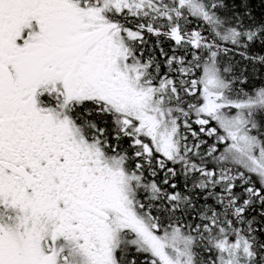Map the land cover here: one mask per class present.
<instances>
[{
    "label": "snow or ice",
    "instance_id": "6c2138e0",
    "mask_svg": "<svg viewBox=\"0 0 264 264\" xmlns=\"http://www.w3.org/2000/svg\"><path fill=\"white\" fill-rule=\"evenodd\" d=\"M0 264H264V0H0Z\"/></svg>",
    "mask_w": 264,
    "mask_h": 264
}]
</instances>
